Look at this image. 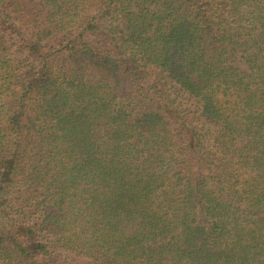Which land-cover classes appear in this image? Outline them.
<instances>
[{
	"label": "trees",
	"instance_id": "1",
	"mask_svg": "<svg viewBox=\"0 0 264 264\" xmlns=\"http://www.w3.org/2000/svg\"><path fill=\"white\" fill-rule=\"evenodd\" d=\"M0 264H264V0H0Z\"/></svg>",
	"mask_w": 264,
	"mask_h": 264
}]
</instances>
